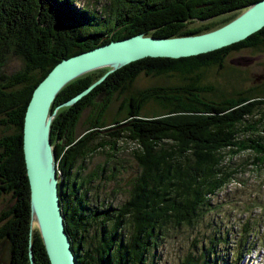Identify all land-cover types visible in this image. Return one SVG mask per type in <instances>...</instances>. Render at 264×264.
Listing matches in <instances>:
<instances>
[{
	"label": "trees",
	"instance_id": "1",
	"mask_svg": "<svg viewBox=\"0 0 264 264\" xmlns=\"http://www.w3.org/2000/svg\"><path fill=\"white\" fill-rule=\"evenodd\" d=\"M78 1L0 0V129L8 130L0 136V198L8 194L13 201L0 212V242H8V264H30V244L35 264H50L37 227L30 225L22 125L34 88L52 67L138 33L155 37L204 33L258 0H107L99 9L88 3L77 7ZM193 22L199 24L190 26ZM243 48L264 49V27L207 53L134 61L110 73L73 105L58 108L50 140L65 230L77 264H144L150 241L163 227L192 225L209 197L239 171L264 166V87L250 85L226 93L203 81L208 67H230L238 73L227 58ZM13 55L23 64L6 72ZM107 69L90 71L64 85L50 112ZM141 74L151 78L148 86H136ZM163 76L162 81L155 79ZM136 92L137 99L130 102L128 97ZM146 108L154 110L149 113ZM121 140L137 145L132 154L140 170L130 183L129 198L113 204L112 199L101 201L97 190L115 176V166L107 164L118 159ZM99 152L106 155V162L83 173L86 160ZM244 152L250 155L243 163L232 162ZM127 225L131 231L124 242L120 232ZM242 232L235 259L247 247L252 228L245 226ZM219 239L212 235L199 253L187 252L177 264H223L216 252ZM98 246L99 252L94 249Z\"/></svg>",
	"mask_w": 264,
	"mask_h": 264
},
{
	"label": "rangeland",
	"instance_id": "2",
	"mask_svg": "<svg viewBox=\"0 0 264 264\" xmlns=\"http://www.w3.org/2000/svg\"><path fill=\"white\" fill-rule=\"evenodd\" d=\"M107 0H79V7L88 3L89 7L99 9ZM215 19H220L217 17ZM193 22L190 26L198 25ZM243 58V59H242ZM237 59H241L239 66ZM237 63H231L238 68V73L230 67L220 69L216 66L205 68L203 81L214 83L219 91L229 93L232 88L246 89L250 85L264 87V49L243 48L234 52L227 58ZM22 60L12 56L5 67L6 72H12L22 66ZM237 65V66H236ZM235 74V76H234ZM166 76L155 78L162 81ZM169 81H175V77H168ZM150 80L143 74L139 75L135 84L146 85ZM119 100L112 105L111 112H115ZM154 108V106H153ZM146 108L151 113L154 109ZM85 110L83 117H86ZM256 115L255 118H257ZM8 131V130H7ZM7 131L0 129V136ZM122 149L117 154L118 159L109 161L107 167L115 166V176L111 180L103 182V187L97 190L100 200H113L112 203H121L129 198L130 183L139 173L140 165L132 150L137 146L133 141L121 140ZM250 155L244 152L232 158L234 163H243ZM106 155L102 152L96 153L86 160L83 173H88L97 165L103 164ZM109 170L105 171L108 175ZM115 191V192H113ZM92 204L94 197L90 196ZM208 205L199 209V218L192 225L182 224L175 226L171 223L162 228L159 237L154 242L150 241L148 257L144 264H177L187 252L199 253L209 238L219 235L217 241V256L223 264H264V166L261 168H245L239 171L226 186L209 197ZM13 203L11 197L6 194L0 198V212L3 208ZM248 223V225H246ZM33 224L36 226L35 221ZM247 226L252 232L247 240V247L240 253V258L235 259V251L239 249V243L243 238V229ZM131 229L127 225L120 234L124 242L128 239ZM221 239L225 240L222 241ZM263 247V249H261ZM9 261V245L7 241L0 243V263Z\"/></svg>",
	"mask_w": 264,
	"mask_h": 264
},
{
	"label": "water",
	"instance_id": "3",
	"mask_svg": "<svg viewBox=\"0 0 264 264\" xmlns=\"http://www.w3.org/2000/svg\"><path fill=\"white\" fill-rule=\"evenodd\" d=\"M264 27V0L249 5L228 23L200 34L155 37L138 33L113 40L62 59L34 88L22 125V152L29 188L30 225L35 221L50 264H77L66 233L59 196V177L51 122L63 106L73 105L115 70L146 57L181 58L207 53L242 41ZM230 63H234L230 60ZM108 68L85 89L50 107L57 93L71 80L90 71ZM30 264H35L31 244Z\"/></svg>",
	"mask_w": 264,
	"mask_h": 264
},
{
	"label": "flooded vegetation",
	"instance_id": "4",
	"mask_svg": "<svg viewBox=\"0 0 264 264\" xmlns=\"http://www.w3.org/2000/svg\"><path fill=\"white\" fill-rule=\"evenodd\" d=\"M243 59V58H242ZM241 59H237L236 60V62H238V64H239V66L241 65V66H245L246 64H240V61ZM232 61V60H231ZM235 63V62H234ZM235 64H237V63H235ZM149 80H151V78H149ZM137 87H144V86H148V84H146V85H136ZM137 94H138V92H136V93H132L131 94V96L130 97H128L129 98V100H130V102H133L134 100H136L137 99ZM151 116V115H150ZM1 243V242H0ZM94 249H96L98 252H99V246L98 247H95ZM9 263V261H7V262H2V263H0V264H8Z\"/></svg>",
	"mask_w": 264,
	"mask_h": 264
}]
</instances>
